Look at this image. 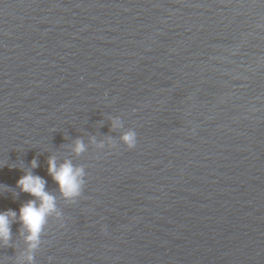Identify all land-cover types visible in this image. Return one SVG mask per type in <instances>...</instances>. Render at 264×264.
Returning <instances> with one entry per match:
<instances>
[{
  "label": "water",
  "instance_id": "obj_1",
  "mask_svg": "<svg viewBox=\"0 0 264 264\" xmlns=\"http://www.w3.org/2000/svg\"><path fill=\"white\" fill-rule=\"evenodd\" d=\"M51 156L85 168L75 204ZM0 166L62 213L33 252L14 223L0 264H264V0H0Z\"/></svg>",
  "mask_w": 264,
  "mask_h": 264
},
{
  "label": "clouds",
  "instance_id": "obj_2",
  "mask_svg": "<svg viewBox=\"0 0 264 264\" xmlns=\"http://www.w3.org/2000/svg\"><path fill=\"white\" fill-rule=\"evenodd\" d=\"M124 127L120 117L111 118V130L117 131ZM89 143L95 145L97 150H103L105 147L115 149L117 141L109 138L106 141L97 142L92 138ZM119 143L124 145L129 151L134 150L137 146V133L129 129L122 132L119 136ZM88 145L82 139H76L70 145L71 153L79 157L87 151ZM48 175L55 183L57 191L61 199L68 204H75L82 195L85 186V168L77 166L71 159H64L58 162L56 156L49 157ZM2 167V166H0ZM37 167L36 160L31 162V168ZM47 181L34 175L31 171L25 174L16 182L15 189H9L8 186L0 185V194L6 191H13L14 196L20 193L27 194L31 199L23 203L18 211L8 209L0 211V247H7L11 239V226L19 223L21 227V235L24 242L28 245L29 252L35 251L39 244L41 235L50 218H54L62 223V213L57 207V196L47 190ZM34 257L27 256L28 264H32Z\"/></svg>",
  "mask_w": 264,
  "mask_h": 264
}]
</instances>
